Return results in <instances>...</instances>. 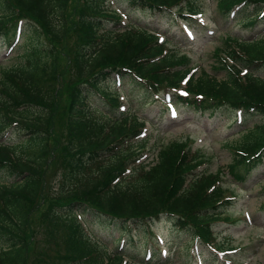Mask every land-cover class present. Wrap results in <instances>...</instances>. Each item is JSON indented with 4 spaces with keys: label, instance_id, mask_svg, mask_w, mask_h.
<instances>
[{
    "label": "trees",
    "instance_id": "obj_1",
    "mask_svg": "<svg viewBox=\"0 0 264 264\" xmlns=\"http://www.w3.org/2000/svg\"><path fill=\"white\" fill-rule=\"evenodd\" d=\"M122 2L146 17L176 11L191 22L200 12L196 0ZM112 4L0 0V47L11 49L20 34L25 39L20 60L0 65V264H124L117 251L137 248L138 237L145 251L159 257L156 238L181 233L184 252L195 239L215 253L224 251L229 245L217 241L214 225L235 221L228 215L235 198L230 186L244 188L259 178L252 176L264 166V79L251 70L264 65V38L244 41L224 32L215 62L225 69L221 50L248 75L241 79L233 67L217 79L201 69L191 74L188 96L182 97L177 91L192 70L188 54L159 43L143 27L122 26L124 13ZM215 9L223 19L234 12L246 27L264 22V0H218ZM122 89L141 92V104H159L161 115L168 113L169 93L177 106L210 117L241 112L240 121L234 115L230 122L234 130L253 117L263 122L226 143V171L199 172L209 161L192 140L161 145L147 161L146 121L121 112ZM51 168L60 172L55 189V173L46 176ZM37 217L41 234L35 233ZM95 227L119 235L112 240L113 255L96 239ZM168 259L158 264H171Z\"/></svg>",
    "mask_w": 264,
    "mask_h": 264
},
{
    "label": "rangeland",
    "instance_id": "obj_2",
    "mask_svg": "<svg viewBox=\"0 0 264 264\" xmlns=\"http://www.w3.org/2000/svg\"><path fill=\"white\" fill-rule=\"evenodd\" d=\"M218 0H198L202 14L204 15V20L207 21V27H196L194 29V35L186 38L181 30L180 21L175 14H165L160 19H149L143 12L133 11L128 9L122 0H113L112 7H117L121 11L127 13V17L124 18V23H134L140 28H144L151 32H156L165 37V40L172 43L176 48L182 50V52L188 53L192 59L190 64L192 66L201 65L207 74H211L217 79L223 78L225 72L221 69L215 61L214 50L217 47H221L224 50V44L222 41L217 40L219 37L222 38V33L227 32L235 37H241L242 39H251L256 35H262L264 33V23L256 25L254 27L245 28L240 24V18L236 19L234 17H228L223 19L222 17H216L215 7ZM215 20H220L218 26L215 24ZM112 28V24H109ZM208 29V31H207ZM202 30V31H200ZM212 32L213 34H209ZM264 38V35L261 36ZM21 40L20 48L12 51L9 57L3 55L4 46L0 47V65L4 64L6 67L12 66L20 60L21 47L25 39ZM3 41L0 40V45ZM178 49V50H179ZM180 50V51H181ZM20 55V56H19ZM256 73L260 78L264 79V66L262 68H257ZM200 72V70H199ZM137 94H142L141 92H136L134 95L128 93L127 89H123L122 96L124 97V104L126 110H131L136 112L139 117L146 121V132H148L146 137L147 140V161L153 160L155 157V152L158 147L165 145L170 141H180V140H193V147L200 151L205 159L209 162H205L203 167L199 168V172L208 171L214 172L217 168L224 167L230 163V149L229 145L226 144L228 141L233 140L234 142L240 141L246 129L248 127L254 126L255 123H262L263 119L259 117H253L250 121L246 122L242 129H236L234 132L228 127V124L233 120V112L228 111L227 115L217 114L215 117L211 115L208 116L207 113H195L187 108L178 107V118L171 119L169 114H160L163 110L159 104L145 105L141 104V97ZM56 97V96H55ZM62 103V101H60ZM63 104V103H62ZM221 115V117L219 116ZM60 122L57 120V127L59 128ZM61 128V127H60ZM64 132L62 131V135ZM245 135V134H244ZM16 139V138H15ZM19 138L17 137L15 144H17ZM14 144V142H13ZM22 154V153H21ZM226 171V169H224ZM55 173V174H54ZM54 174L52 179L53 188H57L59 185L60 172L57 169L51 168L46 176H51ZM264 175V167L258 168L254 173V177ZM49 180L48 177H45ZM227 179L225 180L228 184ZM260 181H264V178H260ZM264 184V182H263ZM50 185V183H49ZM48 185V186H49ZM229 185V184H228ZM258 183L247 184L244 189H237L232 187L237 200L233 203L234 207L228 214L231 219L235 220L236 224H228L226 222H218L214 225L215 231L222 237H227V240H231L232 247H244L249 248L244 251L243 254H239V258L232 261V264H264V211H261L262 204H264V193L261 188L257 187ZM238 190V191H237ZM51 192V191H50ZM250 217L249 220L246 217ZM41 218V217H39ZM39 218L33 221L35 226V233L40 232L43 226L39 225ZM168 227V224H166ZM159 228H162L161 226ZM94 235L96 239L103 242V245L107 248V251H115V244L112 242L119 235H106L102 230L98 228H93ZM38 235V234H37ZM42 238V235H38V238ZM163 244L169 250L168 256L170 257L171 264H197L194 260L193 251L188 254L181 249V245L186 241V235L181 233L179 237H163ZM144 240L142 237L137 238L138 246L137 248H127L121 252L125 253V256L130 261H142L144 258ZM187 244V243H186ZM201 251L202 259L204 264H211L205 258L208 256L209 250L207 248L198 247ZM154 254H157L155 251ZM152 255L150 259L151 262L158 264L162 261L160 254ZM36 254H34L35 256ZM235 258V257H234ZM31 263V260H29ZM28 263V262H27ZM34 264V263H33ZM53 264L52 261L50 263ZM214 264H224L222 261Z\"/></svg>",
    "mask_w": 264,
    "mask_h": 264
}]
</instances>
